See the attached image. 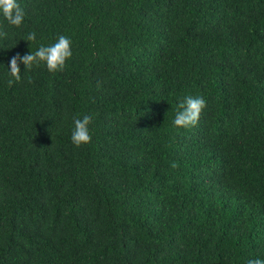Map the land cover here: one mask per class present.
I'll list each match as a JSON object with an SVG mask.
<instances>
[{
	"label": "trees",
	"instance_id": "1",
	"mask_svg": "<svg viewBox=\"0 0 264 264\" xmlns=\"http://www.w3.org/2000/svg\"><path fill=\"white\" fill-rule=\"evenodd\" d=\"M17 3L19 28L0 16V264L264 260V0ZM60 35L64 69L21 64L9 87L11 58ZM189 95L206 107L176 128Z\"/></svg>",
	"mask_w": 264,
	"mask_h": 264
},
{
	"label": "clouds",
	"instance_id": "2",
	"mask_svg": "<svg viewBox=\"0 0 264 264\" xmlns=\"http://www.w3.org/2000/svg\"><path fill=\"white\" fill-rule=\"evenodd\" d=\"M25 10L17 3V0H0V16L4 18L7 25L19 28L25 18ZM7 31L0 26V38H6ZM27 41L34 42L36 33L29 32L26 37ZM72 56L71 40L65 35H60L56 42L49 46L41 45L35 52H30L20 56L17 54L9 61L7 74L10 77L7 84L9 87L14 82H20L21 69L20 65L24 66V72L30 71L33 67H40L42 64L50 73L62 71L65 63ZM28 83H32L31 78H28ZM206 107V101L202 97L185 96L176 105L173 126L176 128L194 127L198 121L202 110ZM92 121L90 115H85L83 118L73 119V129L71 132L72 144L79 148L82 145L91 142L92 137L89 132V125ZM175 163L172 167H176ZM247 264H264V260L260 258L249 259Z\"/></svg>",
	"mask_w": 264,
	"mask_h": 264
}]
</instances>
